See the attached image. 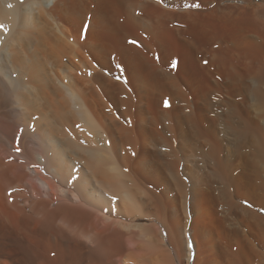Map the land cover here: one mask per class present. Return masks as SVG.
Masks as SVG:
<instances>
[{"label": "bare ground", "instance_id": "1", "mask_svg": "<svg viewBox=\"0 0 264 264\" xmlns=\"http://www.w3.org/2000/svg\"><path fill=\"white\" fill-rule=\"evenodd\" d=\"M0 25V264H264V0Z\"/></svg>", "mask_w": 264, "mask_h": 264}, {"label": "snow or ice", "instance_id": "2", "mask_svg": "<svg viewBox=\"0 0 264 264\" xmlns=\"http://www.w3.org/2000/svg\"><path fill=\"white\" fill-rule=\"evenodd\" d=\"M197 6H198V5H197ZM9 7H11V5H9ZM2 27H3V25H0V28H2ZM132 43H134V44H135V43H136V41H132ZM204 63L206 64V63H207V61H204ZM165 103H166V105H167V103H168V102H167V101H165ZM16 150H17V151H20V149H19V148H17Z\"/></svg>", "mask_w": 264, "mask_h": 264}]
</instances>
